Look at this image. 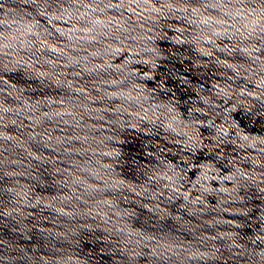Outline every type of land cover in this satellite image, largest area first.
<instances>
[{
    "label": "water",
    "instance_id": "95a60500",
    "mask_svg": "<svg viewBox=\"0 0 264 264\" xmlns=\"http://www.w3.org/2000/svg\"><path fill=\"white\" fill-rule=\"evenodd\" d=\"M0 264H264V0H0Z\"/></svg>",
    "mask_w": 264,
    "mask_h": 264
}]
</instances>
